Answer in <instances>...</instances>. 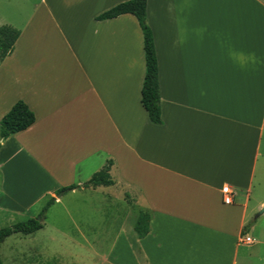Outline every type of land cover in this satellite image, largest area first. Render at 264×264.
Wrapping results in <instances>:
<instances>
[{"label": "crops", "instance_id": "1", "mask_svg": "<svg viewBox=\"0 0 264 264\" xmlns=\"http://www.w3.org/2000/svg\"><path fill=\"white\" fill-rule=\"evenodd\" d=\"M126 1L35 0L0 61V121L17 101L35 116L0 140V214L42 216L40 230L1 242L18 240L7 256L14 264H50L57 254V264H264V235L248 236L264 214V198L253 197L264 184V0H147L160 124L141 103L136 18L97 19ZM108 162L112 184L83 187ZM69 186L77 188L61 192ZM140 213L150 216L143 238L134 229Z\"/></svg>", "mask_w": 264, "mask_h": 264}, {"label": "trees", "instance_id": "2", "mask_svg": "<svg viewBox=\"0 0 264 264\" xmlns=\"http://www.w3.org/2000/svg\"><path fill=\"white\" fill-rule=\"evenodd\" d=\"M147 0H129L122 2L108 11L104 12L97 19H113L124 14L134 16L138 22L143 35V50L145 57V76L141 89V103L146 110L149 120L154 124H160V107L158 92V70L153 35L146 15ZM19 30L3 25L0 26V61L11 54L14 44L19 37ZM35 121L33 112L22 101H17L0 121V140L21 132L31 126ZM111 162H108L99 172L95 173L89 181L83 184L85 188H96L110 186L112 184L109 176ZM77 186H69L61 190L68 192L76 189ZM49 201L44 209L50 206ZM42 219V216H41ZM41 219H29L0 229V243L13 234L29 235L42 228ZM150 216L148 213H140L134 229L140 238H143L149 230ZM245 235V230L242 231ZM0 264H3L0 258Z\"/></svg>", "mask_w": 264, "mask_h": 264}, {"label": "rangeland", "instance_id": "3", "mask_svg": "<svg viewBox=\"0 0 264 264\" xmlns=\"http://www.w3.org/2000/svg\"><path fill=\"white\" fill-rule=\"evenodd\" d=\"M34 1L35 0H0V20H2V23H0V26L9 25L16 29L20 28L23 22L26 20L27 16L30 14L32 3ZM263 181H264V177H263ZM120 190H122V192L125 191L123 190V187ZM138 197H139V194H133L127 197V200L129 203L135 202V199H137ZM253 197L264 198V184H262L261 182L255 184V190L253 193ZM39 218L40 217L37 216L36 219L39 220ZM25 220L27 219L26 218L22 219L21 217H18V218L8 217V216H4L0 214V229L9 227L19 222H23ZM251 224H253V222ZM258 234L264 235V214L258 217V219L256 220L255 227L253 228V231L249 232L248 236H250L251 238H255V236ZM40 235H41V241L47 240L46 238L47 232H42ZM56 235L57 237L54 239L53 242L58 243L59 237H58V234ZM15 241H18V240L10 239L6 241L5 244L0 243V258L3 264H14L11 261V257L7 256L6 246H9V244L14 243ZM259 247L263 249L261 250V253L264 256V248L262 246H259ZM55 250H56V253L63 254V248L61 249L59 247H55ZM76 250L79 252L78 248ZM57 260H58V254L54 259V263L52 260L50 261V264H57L56 263ZM255 263H258V262L255 261Z\"/></svg>", "mask_w": 264, "mask_h": 264}, {"label": "built area", "instance_id": "4", "mask_svg": "<svg viewBox=\"0 0 264 264\" xmlns=\"http://www.w3.org/2000/svg\"><path fill=\"white\" fill-rule=\"evenodd\" d=\"M221 193H222V202L227 205L231 204L232 203V193L229 187L228 186L223 187L221 190ZM240 242L242 244L248 245L252 243V240L248 236H243L240 239Z\"/></svg>", "mask_w": 264, "mask_h": 264}, {"label": "water", "instance_id": "5", "mask_svg": "<svg viewBox=\"0 0 264 264\" xmlns=\"http://www.w3.org/2000/svg\"><path fill=\"white\" fill-rule=\"evenodd\" d=\"M264 212V208L260 211V214Z\"/></svg>", "mask_w": 264, "mask_h": 264}]
</instances>
